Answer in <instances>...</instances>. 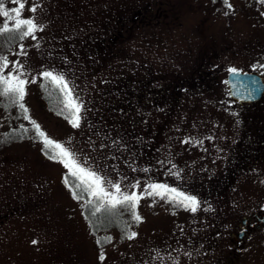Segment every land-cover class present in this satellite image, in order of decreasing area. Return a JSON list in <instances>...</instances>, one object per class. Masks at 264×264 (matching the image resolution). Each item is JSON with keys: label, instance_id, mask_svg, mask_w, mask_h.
I'll use <instances>...</instances> for the list:
<instances>
[{"label": "rangeland", "instance_id": "1", "mask_svg": "<svg viewBox=\"0 0 264 264\" xmlns=\"http://www.w3.org/2000/svg\"><path fill=\"white\" fill-rule=\"evenodd\" d=\"M215 1L0 0L10 13L24 3L22 18L43 27L36 39L0 33V56L29 81V119L0 95V264H217L231 252L237 215L264 207V172L237 166L253 108L221 88L230 70L264 71V0ZM45 71L82 104L79 127L43 106ZM33 122L123 192L163 184L195 197L196 211L145 194L140 221L125 207L123 229L95 233ZM238 264H264V243Z\"/></svg>", "mask_w": 264, "mask_h": 264}, {"label": "snow or ice", "instance_id": "2", "mask_svg": "<svg viewBox=\"0 0 264 264\" xmlns=\"http://www.w3.org/2000/svg\"><path fill=\"white\" fill-rule=\"evenodd\" d=\"M38 6L39 5H34L30 8V11L33 13L36 12ZM24 7V3H19L18 7L13 8L10 13L3 7L2 3H0V16L11 22L13 25V27L10 28L9 23H3V26L0 27V33H18L21 40L28 37L36 39L35 33L37 31H43V27L38 25L34 18H22L21 10ZM15 55H26L23 46H21L19 52L15 53ZM10 64L11 70L9 71ZM23 68L24 66L19 60L10 62L7 56H0V85L4 86L0 89V95L11 97L13 104H19V108L24 114V118L29 119L27 116L28 110L21 102L25 97L26 85L29 83L28 80L23 78L26 75ZM230 71L235 72L234 69ZM5 72L8 74L5 75ZM41 78L57 86L59 91L63 94V108L68 111V115L65 118L69 119V122L73 127H79L82 104L76 102L73 98L72 89L69 88L64 76L53 74L51 71H45L41 74ZM31 82H35V80L33 79ZM58 114H63V112ZM33 126L37 133L43 138L45 148L53 149L49 158L56 159L58 157L59 162L62 163L64 167L69 170V173L79 181V183L76 184V187H82L83 191L87 192L90 197H95L99 202L97 206H95L93 215L100 212L102 208L115 210L118 206L127 207L132 211L133 218L140 221L141 218L139 215L135 214V208L137 207L138 201L142 199L145 194L148 196H159L161 199L167 198L171 202L183 205L185 208L193 212L196 211L198 201L195 197L186 196L183 193L177 192L174 188L169 189L163 184H148L142 192H137L135 191V189H138L139 187V182H137L131 185L133 189L132 192H123L119 182L114 183L112 180L104 177L97 171L84 167L71 151L63 145L48 139L45 134L40 131L39 125H36L33 122ZM87 163V160H85L84 164ZM109 188L112 189V191H109ZM90 202L91 201H89V203ZM135 235V233H130L128 239H132Z\"/></svg>", "mask_w": 264, "mask_h": 264}, {"label": "flooded vegetation", "instance_id": "3", "mask_svg": "<svg viewBox=\"0 0 264 264\" xmlns=\"http://www.w3.org/2000/svg\"><path fill=\"white\" fill-rule=\"evenodd\" d=\"M255 71H243L236 69V71L256 74L261 79L264 85V71L254 68ZM233 71H229L224 81L221 90L232 100L231 105L242 107L248 105L253 108L250 112L247 134V148L244 154L238 157V165L243 164L246 168L253 171L251 173L255 179L257 173L264 172V89L259 99L253 101H240L231 98L229 94V87L227 84V76ZM208 82V81H207ZM170 94V90L168 92ZM140 96V95H139ZM138 102H135V104ZM251 110V109H250ZM240 167V166H239ZM238 167L235 168V170ZM234 170V172H235ZM250 211V212H248ZM247 212L237 215L235 221L228 229V240L230 242V250L227 255L223 257L222 261L217 260V264H238L242 259H245L247 249L251 241H256L259 244L264 243V207L257 206L255 209H250Z\"/></svg>", "mask_w": 264, "mask_h": 264}, {"label": "trees", "instance_id": "4", "mask_svg": "<svg viewBox=\"0 0 264 264\" xmlns=\"http://www.w3.org/2000/svg\"><path fill=\"white\" fill-rule=\"evenodd\" d=\"M217 2V0L215 1ZM105 31L107 28H105ZM103 29V30H104ZM15 34V33H14ZM15 36V35H14ZM12 33L10 34L11 41L9 44L11 45L13 40L16 39V36L14 37ZM100 40L95 41L94 47L95 50H98L100 43ZM43 80V79H42ZM4 86L0 85V89H2ZM3 100L5 102L6 109L9 108L12 103V99L9 96H3ZM40 97L43 106L45 109L51 112H55L56 114L63 112L61 116H67L68 111L67 109L63 108V94L59 91L56 85L43 80L41 87H40ZM8 99V100H7ZM129 104L133 107V103ZM7 143V140L5 141ZM65 180L67 185L71 188V191L75 198L79 199L80 201L84 202L83 205V212L85 214V217L87 218V221L89 222L90 226L92 227L93 231L95 233L101 232V231H107L109 229H123L124 219L123 215L125 214L124 208L125 207H117L115 210H107L106 208H102L100 212H97L93 215L95 206L99 203L96 198L94 197V200L91 201V198L89 194L82 190V187H76V184L79 183V181L73 177L70 173L65 176ZM89 201H91L89 203Z\"/></svg>", "mask_w": 264, "mask_h": 264}, {"label": "water", "instance_id": "5", "mask_svg": "<svg viewBox=\"0 0 264 264\" xmlns=\"http://www.w3.org/2000/svg\"><path fill=\"white\" fill-rule=\"evenodd\" d=\"M231 98L240 101H253L260 98L264 85L256 74L231 72L227 76Z\"/></svg>", "mask_w": 264, "mask_h": 264}]
</instances>
